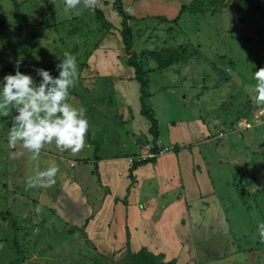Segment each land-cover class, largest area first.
Returning <instances> with one entry per match:
<instances>
[{"label":"rangeland","instance_id":"obj_1","mask_svg":"<svg viewBox=\"0 0 264 264\" xmlns=\"http://www.w3.org/2000/svg\"><path fill=\"white\" fill-rule=\"evenodd\" d=\"M115 1L94 0L90 9L86 0H80L76 8L66 9L64 0H0V81L14 74L17 66L37 81L35 68L49 69L56 76L59 58L70 53L76 57L77 75L68 102L77 107L80 87H92L98 77L113 82L136 79L134 68L128 66L122 16ZM122 2L130 17L131 53L150 81L147 107L155 111L157 120L162 119L157 98L170 95L168 101L179 103L182 113L196 110L203 127L196 145L202 152L211 156L218 148L222 155L224 149L223 165L212 169L207 181L214 198L204 194L196 214L211 213L208 201L217 196L237 237L235 252L243 256L241 262L235 257L230 264H264V240L258 233L259 223L264 222V103L255 102L252 75L264 67V0ZM180 49L187 56L185 61L159 67L157 54ZM116 97L97 105L110 103L115 113L124 106L117 118L124 125L135 113V102L122 98L120 102ZM80 107L87 109L85 103ZM14 114H0V264H128L134 245L128 236L121 239L116 217L110 226L115 253L106 258L88 232L94 214L91 187L86 184L82 191L74 190V182L82 178L88 183L96 177L92 163L97 148L90 135L86 134V146L76 153L53 141L33 160L19 142L14 149L8 144ZM125 140L130 143L133 138ZM53 161L59 166L55 183L30 187L27 178ZM81 170L84 177H79ZM198 174L195 167V179L200 178ZM95 182L96 207L100 208L111 193L98 178ZM226 242L219 239L216 246ZM192 263L201 264V258L194 257Z\"/></svg>","mask_w":264,"mask_h":264},{"label":"crops","instance_id":"obj_2","mask_svg":"<svg viewBox=\"0 0 264 264\" xmlns=\"http://www.w3.org/2000/svg\"><path fill=\"white\" fill-rule=\"evenodd\" d=\"M121 67L124 68V64ZM79 93L81 102L77 107L82 103L87 106L88 133L91 144L97 148L92 163L95 179L98 178L100 185L111 193L97 208V190L93 189L95 179L87 183L81 178L80 182L73 183L75 191H82L89 184L94 195L91 212L94 214L90 215L93 217L88 232L98 252L106 258L114 255L116 244L110 241V226L116 217L121 239L128 236L130 244L134 245L128 256L146 248L155 255H163L166 263L175 260L177 264H193L196 256L201 258V264H230L235 257L241 262L243 256L240 257L233 246L237 237L228 227L229 220L223 215L225 210L220 208L221 200L216 196L208 201L212 203L208 207L211 213L196 214L201 208L197 207L204 202V194L214 198L207 181L211 170L224 162V149L222 155L216 148L211 156H207L196 145L203 128L198 123L196 110H185L186 115L179 103L168 101L170 95L157 98L162 112V119L158 120L160 147L173 146L176 151L131 165L129 157L140 154L147 143L156 141L150 134V122L141 115L139 83L133 77L113 82L111 78L101 76L92 87H80ZM113 95L118 100L133 99L135 102V113L132 119L123 122L124 125L117 121L124 106H119L120 112L115 113L110 103L97 105L100 100ZM174 114L179 117L177 120H174ZM125 138L133 140L128 143ZM195 167L199 172L198 179L194 177ZM83 173L85 171L81 170L79 177H84ZM219 239L226 240V245L216 246Z\"/></svg>","mask_w":264,"mask_h":264},{"label":"clouds","instance_id":"obj_3","mask_svg":"<svg viewBox=\"0 0 264 264\" xmlns=\"http://www.w3.org/2000/svg\"><path fill=\"white\" fill-rule=\"evenodd\" d=\"M66 9H74L80 0H64ZM87 6L94 8V0H86ZM58 75L51 70L35 68L37 81L32 74L24 73L16 67L14 74H6L0 81V114L9 111L11 117L8 144L15 148L19 142L36 160L41 149L53 141L62 149L73 153L86 146L88 119L83 107L68 102L70 88L77 75L76 57L65 53L55 65ZM256 80L255 102L264 103V67L252 73ZM59 166L53 161L43 171L27 178L30 187H48L55 183ZM40 211L39 207L36 209ZM259 238L264 240V222L258 225Z\"/></svg>","mask_w":264,"mask_h":264},{"label":"trees","instance_id":"obj_4","mask_svg":"<svg viewBox=\"0 0 264 264\" xmlns=\"http://www.w3.org/2000/svg\"><path fill=\"white\" fill-rule=\"evenodd\" d=\"M115 6L117 7L120 15L122 16V41L126 49V54H128V66L134 68L136 80L140 85V104H141V115L146 118L150 124V134L153 136L155 140L159 139V124L158 120L155 116V113L152 109L148 108L146 105L147 99L150 98V94L148 92L149 79L146 78L145 74L142 72L140 66L137 63L136 56L131 53V44L133 34L128 25V20L130 17L124 12L123 2L122 0H116ZM187 56L183 53V49L180 50H172L168 53H159L156 56L157 63L160 68H166L171 66L174 62L185 61ZM88 133V132H87ZM89 135V133H88ZM98 264H101L98 262ZM128 264H177L175 260L171 262H164L163 255H155L150 252L148 249L143 248L137 253L130 254Z\"/></svg>","mask_w":264,"mask_h":264},{"label":"built area","instance_id":"obj_5","mask_svg":"<svg viewBox=\"0 0 264 264\" xmlns=\"http://www.w3.org/2000/svg\"><path fill=\"white\" fill-rule=\"evenodd\" d=\"M171 148H161L159 141L156 140L154 142H150L146 144V146L143 148L142 152L138 155H135L131 158V164H141L144 162L151 161L165 153H168Z\"/></svg>","mask_w":264,"mask_h":264}]
</instances>
